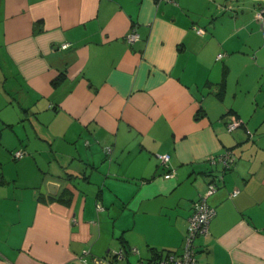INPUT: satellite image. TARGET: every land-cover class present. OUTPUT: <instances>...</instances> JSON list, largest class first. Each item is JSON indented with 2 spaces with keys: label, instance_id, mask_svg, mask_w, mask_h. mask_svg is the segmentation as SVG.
I'll list each match as a JSON object with an SVG mask.
<instances>
[{
  "label": "crops",
  "instance_id": "0c3cea01",
  "mask_svg": "<svg viewBox=\"0 0 264 264\" xmlns=\"http://www.w3.org/2000/svg\"><path fill=\"white\" fill-rule=\"evenodd\" d=\"M258 5L0 0V264H138L180 252L192 202L221 169L211 159L228 149L235 163L207 198L215 215L196 258L264 264ZM19 146L28 154L10 164Z\"/></svg>",
  "mask_w": 264,
  "mask_h": 264
},
{
  "label": "built area",
  "instance_id": "2783aa9c",
  "mask_svg": "<svg viewBox=\"0 0 264 264\" xmlns=\"http://www.w3.org/2000/svg\"><path fill=\"white\" fill-rule=\"evenodd\" d=\"M161 1V0H158ZM254 18L260 23V27L262 32H264V8L254 9ZM195 31L198 34H203L204 30L201 27H194ZM138 34L133 29L130 33H128L125 37L126 41L132 42L137 38ZM67 43H63L62 47H66ZM222 53H218L217 58H221ZM238 125H240V121L235 117H231L230 120L226 123V128L230 130H234ZM250 133V131H247ZM107 151H110V147H106ZM26 151L24 149H16L12 151L13 159H21L26 155ZM158 158L160 162L165 166L169 155L167 153L158 154ZM235 155L232 150H226L223 153L217 154L214 156L211 161L212 163H219L221 166L220 171L211 175L209 182L207 183L206 190L202 195H200L196 200L192 202L191 205V214L188 218V225L186 228V232L183 239V246L180 252L175 251H167L160 256L149 259V260H140L138 264H199L196 258V244L195 240L197 237L204 235L206 236L209 232L210 220L215 215V209L211 206L207 198L210 194H212L218 185V182L222 180L223 174L225 171L232 168L235 163ZM173 175L172 171L168 170L164 173L165 178H169ZM237 191H233L232 195H235ZM102 208L101 205H98V209ZM131 251H135L134 248ZM126 250L120 248L113 252V257H123L125 255ZM103 261L102 258L94 257L93 263H101Z\"/></svg>",
  "mask_w": 264,
  "mask_h": 264
},
{
  "label": "water",
  "instance_id": "95a60500",
  "mask_svg": "<svg viewBox=\"0 0 264 264\" xmlns=\"http://www.w3.org/2000/svg\"><path fill=\"white\" fill-rule=\"evenodd\" d=\"M230 1H239V0H230ZM251 1L264 3V0H251ZM59 187H60L59 182H56L53 180H49L46 182V189H47L48 193L51 195H56Z\"/></svg>",
  "mask_w": 264,
  "mask_h": 264
},
{
  "label": "rangeland",
  "instance_id": "374dc122",
  "mask_svg": "<svg viewBox=\"0 0 264 264\" xmlns=\"http://www.w3.org/2000/svg\"><path fill=\"white\" fill-rule=\"evenodd\" d=\"M240 1H249V2H251V0H239V1H233V2L234 3L235 2L237 3V2H240ZM16 149H24L26 151V153L28 154L27 149L25 147H23V146H19L18 148L13 149L12 151H14ZM12 151L10 152V164L16 163L19 160V159H17V160L13 159V157H12Z\"/></svg>",
  "mask_w": 264,
  "mask_h": 264
},
{
  "label": "trees",
  "instance_id": "16d2710c",
  "mask_svg": "<svg viewBox=\"0 0 264 264\" xmlns=\"http://www.w3.org/2000/svg\"><path fill=\"white\" fill-rule=\"evenodd\" d=\"M254 2V1H253ZM257 3H259V5H258V7L257 8H264V3H262V2H257ZM257 8H255V9H257ZM123 249H125L124 247H122ZM158 256H160V254H156V256L155 257H158ZM154 257V258H155ZM147 260H149V259H147ZM140 261V260H139Z\"/></svg>",
  "mask_w": 264,
  "mask_h": 264
}]
</instances>
